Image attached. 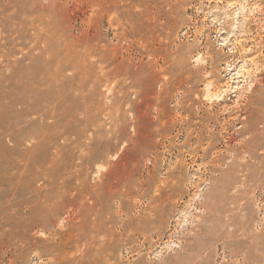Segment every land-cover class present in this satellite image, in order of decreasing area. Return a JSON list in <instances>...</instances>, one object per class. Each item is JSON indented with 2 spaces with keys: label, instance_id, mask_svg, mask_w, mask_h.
<instances>
[{
  "label": "rangeland",
  "instance_id": "obj_1",
  "mask_svg": "<svg viewBox=\"0 0 264 264\" xmlns=\"http://www.w3.org/2000/svg\"><path fill=\"white\" fill-rule=\"evenodd\" d=\"M0 264H264V0H0Z\"/></svg>",
  "mask_w": 264,
  "mask_h": 264
},
{
  "label": "bare ground",
  "instance_id": "obj_2",
  "mask_svg": "<svg viewBox=\"0 0 264 264\" xmlns=\"http://www.w3.org/2000/svg\"><path fill=\"white\" fill-rule=\"evenodd\" d=\"M242 69V68H241ZM229 70L232 72V71H234L233 69H232V66H229ZM245 73L246 72H244V73H238V74H236V75H233V76H236V77H234L233 78V80H239L240 78H243V79H245ZM236 82V81H235ZM239 84V83H238ZM238 88V87H237Z\"/></svg>",
  "mask_w": 264,
  "mask_h": 264
}]
</instances>
